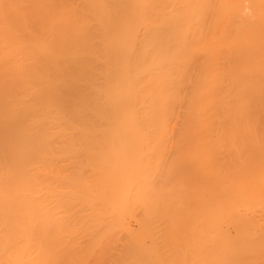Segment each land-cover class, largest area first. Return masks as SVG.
<instances>
[{"label":"bare ground","instance_id":"obj_1","mask_svg":"<svg viewBox=\"0 0 264 264\" xmlns=\"http://www.w3.org/2000/svg\"><path fill=\"white\" fill-rule=\"evenodd\" d=\"M0 264H264V0H0Z\"/></svg>","mask_w":264,"mask_h":264}]
</instances>
